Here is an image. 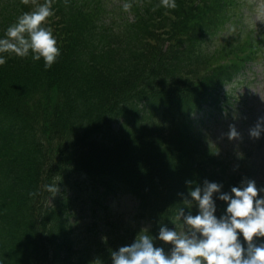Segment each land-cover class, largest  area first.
<instances>
[{
  "label": "trees",
  "instance_id": "1",
  "mask_svg": "<svg viewBox=\"0 0 264 264\" xmlns=\"http://www.w3.org/2000/svg\"><path fill=\"white\" fill-rule=\"evenodd\" d=\"M43 2L0 0V36ZM176 3L53 0L52 67L15 54L0 65L4 264H111L144 227L154 236L161 224L186 227L179 209L197 208L178 193L195 183L264 186L258 166L234 165L192 118L223 107L225 87L244 81L263 53L259 33L215 44L240 0ZM225 208L217 198V214Z\"/></svg>",
  "mask_w": 264,
  "mask_h": 264
},
{
  "label": "clouds",
  "instance_id": "2",
  "mask_svg": "<svg viewBox=\"0 0 264 264\" xmlns=\"http://www.w3.org/2000/svg\"><path fill=\"white\" fill-rule=\"evenodd\" d=\"M166 8H176V0H161ZM53 0H44L35 10L22 12L0 36V65L9 55L43 59L51 68L61 54L58 37L48 19L55 14ZM129 5L125 4V8ZM264 134V116L257 118L249 135ZM241 133L230 126L229 139ZM194 184L193 181H186ZM51 187V186H49ZM222 182L204 179L195 183L187 194L178 193L183 200L195 202L197 211L181 207L177 219L186 226L178 229L161 224L154 236L147 227L135 239L111 251V264H264V186L254 178H242L230 190H223ZM217 198L226 208L217 214ZM156 240L170 242L166 250ZM0 264H4L0 259Z\"/></svg>",
  "mask_w": 264,
  "mask_h": 264
},
{
  "label": "rangeland",
  "instance_id": "3",
  "mask_svg": "<svg viewBox=\"0 0 264 264\" xmlns=\"http://www.w3.org/2000/svg\"><path fill=\"white\" fill-rule=\"evenodd\" d=\"M247 4L248 6L244 10L245 17L241 19L238 27L233 29L242 36L248 34L256 27L259 30L261 27H264V0H249ZM239 27L243 28L240 29ZM261 33L264 37V32L261 31ZM248 77L249 81H246L248 84L238 85L235 89V94L240 97V101H244L246 98L249 100L244 115H242L238 107V110L234 111L232 116L228 117L227 122L219 127L220 132L216 131L217 140L221 142L225 150L234 157L246 154L244 149L248 146V139L254 143L256 141L264 142V140H262L264 139V134L259 138H253L249 135L250 128L246 126V120L248 122L253 120L252 122L255 125L257 118L264 116V57H260L259 63L252 66ZM232 125H235L241 135L237 138L229 139L228 132ZM261 151H264V148H261Z\"/></svg>",
  "mask_w": 264,
  "mask_h": 264
}]
</instances>
